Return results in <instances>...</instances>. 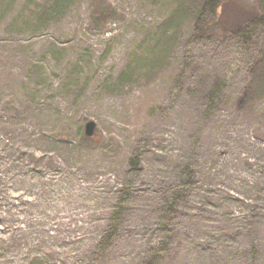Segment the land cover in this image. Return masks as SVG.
I'll use <instances>...</instances> for the list:
<instances>
[{
	"label": "rangeland",
	"instance_id": "374dc122",
	"mask_svg": "<svg viewBox=\"0 0 264 264\" xmlns=\"http://www.w3.org/2000/svg\"><path fill=\"white\" fill-rule=\"evenodd\" d=\"M221 1L0 0V264H264V0Z\"/></svg>",
	"mask_w": 264,
	"mask_h": 264
},
{
	"label": "trees",
	"instance_id": "16d2710c",
	"mask_svg": "<svg viewBox=\"0 0 264 264\" xmlns=\"http://www.w3.org/2000/svg\"><path fill=\"white\" fill-rule=\"evenodd\" d=\"M184 6L188 9H200L209 6L211 13L204 15L203 11H199L195 16V23L198 31L203 32L204 27L207 25V31H214L218 28L223 30L234 31L239 28L241 19H236L233 16L235 9L233 5L225 4L219 0H185ZM251 19L256 21H263L264 16L256 9L249 10ZM104 14L100 7L94 8L93 20L100 21L105 19ZM249 84L243 90L237 100L236 108L240 110L251 109L259 100L264 98V55L258 59L249 69ZM254 104V105H253Z\"/></svg>",
	"mask_w": 264,
	"mask_h": 264
},
{
	"label": "water",
	"instance_id": "95a60500",
	"mask_svg": "<svg viewBox=\"0 0 264 264\" xmlns=\"http://www.w3.org/2000/svg\"><path fill=\"white\" fill-rule=\"evenodd\" d=\"M95 123L93 121H88L85 124V135L86 136H92L93 130H94Z\"/></svg>",
	"mask_w": 264,
	"mask_h": 264
}]
</instances>
